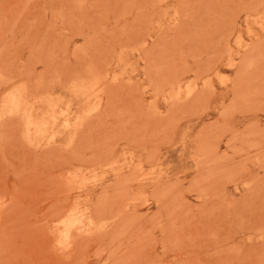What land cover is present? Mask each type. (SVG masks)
<instances>
[{
  "label": "rangeland",
  "instance_id": "obj_1",
  "mask_svg": "<svg viewBox=\"0 0 264 264\" xmlns=\"http://www.w3.org/2000/svg\"><path fill=\"white\" fill-rule=\"evenodd\" d=\"M0 264H264V0H0Z\"/></svg>",
  "mask_w": 264,
  "mask_h": 264
},
{
  "label": "bare ground",
  "instance_id": "obj_2",
  "mask_svg": "<svg viewBox=\"0 0 264 264\" xmlns=\"http://www.w3.org/2000/svg\"><path fill=\"white\" fill-rule=\"evenodd\" d=\"M14 95H15V94H14ZM13 97H14V96H12V98H13ZM18 97H19V96H18ZM8 99H9V98H8ZM9 100H10V102H11V99H9ZM9 100H8V101H9ZM16 100H17V97H16ZM16 100H15V102H16ZM17 101H18V100H17ZM10 102H8V105H10V104L13 105L12 102H11V103H10ZM13 103H14V102H13ZM18 103L20 104V102H18ZM18 103H17V105H18ZM14 104H16V103H14ZM18 106H19V105H18ZM14 109H15V108H14ZM18 109H19V108H18ZM23 110H24V109H23ZM15 111H16V109L14 110V112H15ZM26 113H27V112H26ZM29 113H30V112H29ZM29 113H28V114H29ZM61 114H63V113H61ZM25 115H26V114H25ZM25 115H24V116H25ZM26 116H27V115H26ZM21 117H23V116H21ZM30 117H31V115H30ZM29 119H30V118H29ZM29 119H27V120H29ZM29 121H30V120H29ZM31 121H33V120H31ZM34 122H35V124H36V121H34ZM66 122H67V121H66ZM25 123H26V119H25ZM27 123H28V122H27ZM32 123H33V122H32ZM63 123H64V122H63ZM37 126H39V125L36 124V125H35V129H37V128H36ZM66 126H69V124L66 125ZM33 128H34V123H33ZM37 130H38V129H37ZM69 225H71V224H69ZM66 226H67V225L65 224V227H66ZM67 227H68V226H67Z\"/></svg>",
  "mask_w": 264,
  "mask_h": 264
}]
</instances>
